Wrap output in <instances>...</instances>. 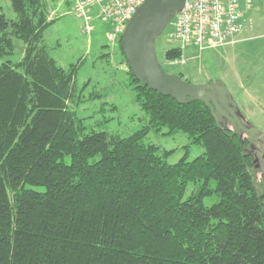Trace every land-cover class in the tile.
<instances>
[{
	"label": "trees",
	"instance_id": "16d2710c",
	"mask_svg": "<svg viewBox=\"0 0 264 264\" xmlns=\"http://www.w3.org/2000/svg\"><path fill=\"white\" fill-rule=\"evenodd\" d=\"M11 2L18 19L0 14V59L15 54L16 39L24 54L0 62V264H264V191L256 155L243 148L249 136L131 70L149 122L128 136L87 132L70 108L78 66H60L45 42L54 22L46 0ZM182 56L180 47L165 55ZM163 127L204 154L169 164L144 142ZM190 183L199 189L184 199Z\"/></svg>",
	"mask_w": 264,
	"mask_h": 264
},
{
	"label": "rangeland",
	"instance_id": "374dc122",
	"mask_svg": "<svg viewBox=\"0 0 264 264\" xmlns=\"http://www.w3.org/2000/svg\"><path fill=\"white\" fill-rule=\"evenodd\" d=\"M46 3L49 20L54 22L44 31L45 42L60 66L67 69L72 65L78 66L74 84L75 100L70 103V108L83 120L87 127L86 131H106L128 136L142 129L149 122V114L136 99L135 84L122 45L120 41L113 43L109 40L107 36L109 24L97 15V8L94 7L90 13L93 16L90 22L94 30L89 33L84 28L86 19L78 15L73 2L46 0ZM0 14L5 15L10 21L18 19L11 0H0ZM245 20L248 26L242 33L256 36L253 41L245 45H249V48L254 50L255 46L264 43V0H253ZM249 20L252 25L248 23ZM15 42L17 45L15 54L5 56L0 62L9 59L17 61L23 57V41L16 39ZM156 46L159 60L167 72L183 74L184 78H182L192 84L224 79L228 88L233 89L231 80L235 81V70L230 52L234 46L205 48L203 51L198 46H189L183 50L181 59L169 62L165 57L166 52L180 45L169 36L168 28L157 38ZM241 115L248 125H253L242 113ZM261 118L262 116L259 115L260 121ZM144 142L157 146L158 154L169 164H176L184 157L192 161L205 152L203 145L192 144V139L187 133L178 131L172 134L169 133L168 127L151 131ZM259 148L260 150L255 154L257 164L254 174L258 188L263 192V132ZM199 186L198 183H190L184 199L197 192ZM37 189L42 190L43 187ZM218 200L217 194L206 196L204 204L212 206Z\"/></svg>",
	"mask_w": 264,
	"mask_h": 264
},
{
	"label": "water",
	"instance_id": "95a60500",
	"mask_svg": "<svg viewBox=\"0 0 264 264\" xmlns=\"http://www.w3.org/2000/svg\"><path fill=\"white\" fill-rule=\"evenodd\" d=\"M186 0H146L128 22L122 37V50L132 74L143 84L180 104L202 101L220 127L231 126L235 134L247 135L244 150L257 154L262 132L248 125L228 86L220 79L192 84L178 74L167 72L158 57L157 38L179 13Z\"/></svg>",
	"mask_w": 264,
	"mask_h": 264
},
{
	"label": "built area",
	"instance_id": "2783aa9c",
	"mask_svg": "<svg viewBox=\"0 0 264 264\" xmlns=\"http://www.w3.org/2000/svg\"><path fill=\"white\" fill-rule=\"evenodd\" d=\"M78 15L86 19L84 28L91 33L94 7L98 16L109 24L107 36L113 43L123 32L146 0H70ZM253 0H186L183 9L168 25L169 36L184 50L189 46L217 48L231 43L246 27V13Z\"/></svg>",
	"mask_w": 264,
	"mask_h": 264
},
{
	"label": "crops",
	"instance_id": "0c3cea01",
	"mask_svg": "<svg viewBox=\"0 0 264 264\" xmlns=\"http://www.w3.org/2000/svg\"><path fill=\"white\" fill-rule=\"evenodd\" d=\"M247 26L246 23V28ZM242 32L235 36L231 43L227 44L234 46L231 54L228 53L231 60H234L235 70V81L231 80L233 89L229 90L233 92L231 93L239 105L240 112L264 134V127L261 126L264 125V43L251 50L249 45L245 44L253 41L256 36ZM220 80L226 82L224 79ZM259 115L262 116L261 121Z\"/></svg>",
	"mask_w": 264,
	"mask_h": 264
}]
</instances>
